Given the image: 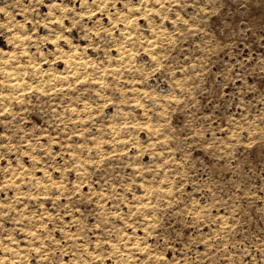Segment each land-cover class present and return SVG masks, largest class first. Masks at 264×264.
<instances>
[{
	"label": "clouds",
	"instance_id": "1",
	"mask_svg": "<svg viewBox=\"0 0 264 264\" xmlns=\"http://www.w3.org/2000/svg\"><path fill=\"white\" fill-rule=\"evenodd\" d=\"M0 264H264V0H0Z\"/></svg>",
	"mask_w": 264,
	"mask_h": 264
},
{
	"label": "rangeland",
	"instance_id": "2",
	"mask_svg": "<svg viewBox=\"0 0 264 264\" xmlns=\"http://www.w3.org/2000/svg\"><path fill=\"white\" fill-rule=\"evenodd\" d=\"M39 175V173H37Z\"/></svg>",
	"mask_w": 264,
	"mask_h": 264
}]
</instances>
